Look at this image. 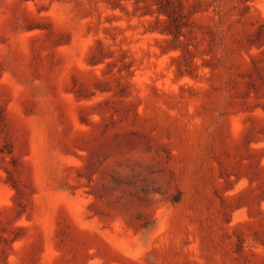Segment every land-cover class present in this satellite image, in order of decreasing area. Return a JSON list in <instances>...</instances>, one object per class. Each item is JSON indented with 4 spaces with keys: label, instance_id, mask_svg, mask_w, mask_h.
Segmentation results:
<instances>
[{
    "label": "rangeland",
    "instance_id": "obj_1",
    "mask_svg": "<svg viewBox=\"0 0 264 264\" xmlns=\"http://www.w3.org/2000/svg\"><path fill=\"white\" fill-rule=\"evenodd\" d=\"M0 264H264V0H0Z\"/></svg>",
    "mask_w": 264,
    "mask_h": 264
}]
</instances>
